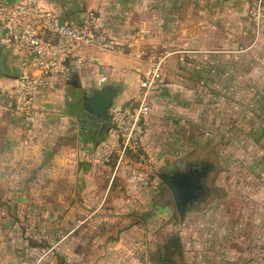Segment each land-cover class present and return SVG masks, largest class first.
I'll use <instances>...</instances> for the list:
<instances>
[{"label":"rangeland","instance_id":"374dc122","mask_svg":"<svg viewBox=\"0 0 264 264\" xmlns=\"http://www.w3.org/2000/svg\"><path fill=\"white\" fill-rule=\"evenodd\" d=\"M242 3L244 19L239 20L240 31L230 32L223 40L218 32L201 35L203 40L213 44L225 45L229 40V46L237 47L235 55L232 51L219 55H230L226 57L229 71L239 73L240 77L229 78V81L207 77L194 85L182 76L163 75V63L156 93L148 104L149 112L143 122L142 149L138 154L120 153L119 139L110 129L109 121L111 109L118 104L111 103L103 122L111 130L112 142L89 144V150L77 153L70 162L69 175H62V171L56 169L52 171L39 159L14 167L12 159L0 157V200L4 203L0 209V250L5 249L7 253L12 248L24 249V237L30 236L37 242L51 244L57 254L66 252L65 264H206L211 258L206 257V236L210 233L212 219L217 220L220 231L222 218L227 217L222 205L226 191L232 200L240 199L245 203L241 205L244 208L239 206L240 215L235 205L233 215L245 218L246 224L233 227L242 228L244 239L250 238L255 228L256 232L260 228L264 238V178L246 176L242 170L238 173L235 169L230 176L219 172L208 178L207 170L202 169L204 193L187 204L188 209L179 216L170 192L158 176L176 161L206 168L213 160L214 166L222 169L221 146L212 151L210 143L213 137L222 138V132L216 126L211 127V124H221L222 90L226 92L241 86L264 90V21L256 31L248 13L250 0ZM261 6L264 10V0ZM229 46L227 48L232 50ZM238 46L246 49L240 50ZM134 51L142 56L152 52L165 62V52L143 45ZM203 55L197 67L199 72L206 73L205 60L209 54ZM185 58L181 71L189 73L190 57ZM256 150L257 145L248 144L242 154L250 162ZM235 153L231 152L234 156ZM82 156L86 157L78 165ZM31 170L34 176H29ZM211 187L216 194H211ZM255 216L258 221L253 223ZM134 220L139 222L134 224ZM171 234L180 237V247H172L175 251L167 255L166 239ZM218 240L221 249V237ZM261 240L264 252V239ZM47 247L27 251L30 264L58 262ZM245 259L234 257L230 261L234 262L231 264H264V257H256L260 263L254 261V257L249 262ZM222 261L225 263L226 259L214 258L216 264H223Z\"/></svg>","mask_w":264,"mask_h":264},{"label":"crops","instance_id":"0c3cea01","mask_svg":"<svg viewBox=\"0 0 264 264\" xmlns=\"http://www.w3.org/2000/svg\"><path fill=\"white\" fill-rule=\"evenodd\" d=\"M30 1L53 10L62 19L82 14L88 9L93 10L98 16L100 28L113 36L126 50L132 52L122 54L92 48L81 49L79 51L81 61L77 62L73 59L70 62L71 75L68 81L60 82L52 89H40L34 94L33 112L24 130L18 118L8 108L6 101L0 97V157L7 158L9 161L12 159L14 167L21 165L22 162L29 165L30 161L39 159L52 171L56 169L62 171V175L64 173L69 175L70 162L75 160L74 156L77 153L89 150V144L111 143L113 138L109 133L111 127L99 131L103 119L82 108V97L91 94L94 90L111 87L115 90L112 103L119 106L136 105L138 82L140 74L145 70V63L132 53L136 52L134 50H137L140 45L147 49H156L160 53L165 52L163 75L182 76L194 85L207 77L211 79L220 77L221 80L227 81L229 78L240 77L239 73L234 74L229 71V60H226V57L230 55H219L226 51H232L235 55L237 47L229 46L227 43L229 40H226L225 45L221 42L219 45L213 44L203 40L201 35L218 32L221 33L223 40L230 32L240 31L239 20L244 19L241 16L244 0ZM241 31L244 32V27ZM228 46L232 50H229ZM243 49L240 48V50ZM203 54H209V58L205 60L206 73L199 72L197 67L199 58L204 56ZM185 56L190 57L188 58L191 66L189 73L181 71L183 69L181 65L186 60ZM17 67V58L11 50L5 49L0 33V84H10ZM168 70L174 72L166 73ZM243 77H245L244 74ZM241 87L235 90L227 89L226 92L223 89L222 95L220 94L221 124L220 126L211 124V127L216 126L217 130L222 132V138L214 139L213 137L210 143L212 151L219 150L216 147L221 146L223 165L222 169L215 167L211 157V165L206 164L208 178L219 172L222 176H230L232 169L237 170L238 173L242 170L246 176H257L259 180L264 178V90ZM155 93V91L150 93L147 104L151 103ZM97 133L99 137L96 138ZM248 144L257 145V150L253 152L250 162L242 154ZM231 152H237V154L235 153L234 156ZM82 157L78 165L86 156ZM51 162L60 163V165L55 166ZM34 175L35 172L31 170L29 176ZM210 191L212 195L214 192L217 193L213 187ZM226 192L225 196L223 194L225 202L222 205L227 217L222 218L220 231H218L217 220L212 219L210 233L206 236V244H208L206 257L211 258L206 264H216L214 258L219 257L226 259L225 263H223L224 260L222 261L223 264L234 263L230 261L234 257H246L245 262H249L250 258L254 257V261L260 263V258L258 261L256 257H264L260 246L261 239H264L261 230L259 228L256 232L255 228L250 238L244 239V234L241 235L242 228L236 230L233 227L234 224L238 227L246 224L243 221L245 218L233 215L235 205L237 212L239 206L242 204L245 206L244 200L237 199L236 202ZM3 204L0 200V209L3 208ZM241 208L244 207L241 206ZM238 213L241 214V212ZM257 213H260V210ZM258 218L260 226L261 217L258 216ZM252 221L253 223L258 221L256 216ZM21 232L22 230L19 234ZM219 237H221V249L218 248ZM24 238V249L12 248L8 249L7 253L5 249L0 250V264H23V261L25 264H30L31 260L27 251L36 250L40 246H48L50 255L57 258L58 262L54 261L55 264H65L63 255L66 252L57 254L53 252L52 245L47 242H37L30 236Z\"/></svg>","mask_w":264,"mask_h":264},{"label":"built area","instance_id":"2783aa9c","mask_svg":"<svg viewBox=\"0 0 264 264\" xmlns=\"http://www.w3.org/2000/svg\"><path fill=\"white\" fill-rule=\"evenodd\" d=\"M262 0H250L249 16L257 31L264 21ZM0 33L5 49L17 58L12 82L0 84V97L27 128L33 112V96L42 89H52L71 75L70 62H80L83 48L110 53L130 54L115 38L98 25L93 10H85L73 21L60 18L53 10L30 0L5 3L0 0ZM125 50V52H124ZM145 63L138 82L136 105H118L111 109L109 121L119 139L120 153L138 154L143 122L149 112L147 100L160 81L163 58L152 52L144 56L132 53ZM122 156V155H121Z\"/></svg>","mask_w":264,"mask_h":264},{"label":"water","instance_id":"95a60500","mask_svg":"<svg viewBox=\"0 0 264 264\" xmlns=\"http://www.w3.org/2000/svg\"><path fill=\"white\" fill-rule=\"evenodd\" d=\"M5 3H11L16 0H3ZM70 16L68 19L73 21L77 16ZM115 90L111 87H104L101 90H94L89 95H83L82 108L99 118H105L107 109L111 106L112 96ZM107 127L104 122H101L99 131L106 130ZM99 134H96V138ZM180 163L175 162V165L168 166L163 172L158 173L159 178L170 192L172 202L175 210L181 216L185 210L187 202H192L203 195L204 190L200 178L201 171L195 168H189L184 171H179L175 167H179ZM170 172H172L170 174Z\"/></svg>","mask_w":264,"mask_h":264},{"label":"trees","instance_id":"16d2710c","mask_svg":"<svg viewBox=\"0 0 264 264\" xmlns=\"http://www.w3.org/2000/svg\"><path fill=\"white\" fill-rule=\"evenodd\" d=\"M140 215H143V214H140ZM138 222H139V220H134L133 223L136 224ZM166 240H167V244H166L165 253L167 255H170L173 253V251H175L174 248H172V247H175V248L180 247V239H179V236H176V234L169 235Z\"/></svg>","mask_w":264,"mask_h":264},{"label":"flooded vegetation","instance_id":"af4514ba","mask_svg":"<svg viewBox=\"0 0 264 264\" xmlns=\"http://www.w3.org/2000/svg\"><path fill=\"white\" fill-rule=\"evenodd\" d=\"M197 165L196 164H194V163H187L186 165L184 164V163H181L180 164V166L177 168V170H179V171H181V170H183V169H185V168H195V169H198V170H200L201 171V173L203 172V170L202 169H206L205 167H196ZM180 167L182 168V169H180ZM186 170V169H185ZM172 172H170V174H171ZM200 181H201V178H200ZM194 202V200L192 201V202H187L186 204H185V206H184V208L186 209L187 208V204H190V203H193Z\"/></svg>","mask_w":264,"mask_h":264}]
</instances>
